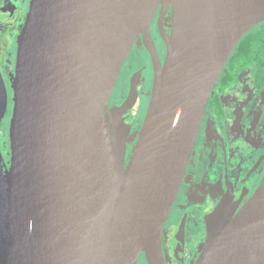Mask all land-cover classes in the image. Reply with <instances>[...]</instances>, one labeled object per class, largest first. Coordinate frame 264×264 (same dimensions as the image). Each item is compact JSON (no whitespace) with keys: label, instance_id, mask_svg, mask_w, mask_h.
Instances as JSON below:
<instances>
[{"label":"water","instance_id":"1","mask_svg":"<svg viewBox=\"0 0 264 264\" xmlns=\"http://www.w3.org/2000/svg\"><path fill=\"white\" fill-rule=\"evenodd\" d=\"M170 5L162 63L149 33ZM264 0H30L13 75L8 166L0 152V264H165L161 233L200 123ZM154 56L150 99L128 154L122 113L106 110L135 38ZM7 91L0 73V119ZM194 264H264V177L237 209L206 215Z\"/></svg>","mask_w":264,"mask_h":264},{"label":"flooded vegetation","instance_id":"2","mask_svg":"<svg viewBox=\"0 0 264 264\" xmlns=\"http://www.w3.org/2000/svg\"><path fill=\"white\" fill-rule=\"evenodd\" d=\"M29 3L30 0H0V73L7 91V106L0 119V152L7 166L10 157L9 123L13 93L9 94L10 87L6 75L8 72L10 73L13 91L17 42ZM159 18H161L165 31L169 33L171 27L170 5L162 12V15L160 6H158L149 25L156 58L162 63L166 47L158 30ZM262 73L264 75V62ZM153 76L154 56L144 44L140 33L123 61L106 103L107 110L121 105L128 95H133L129 108L122 113L125 123L130 125L127 140L129 146L136 138L143 122L150 99ZM237 78L236 83L219 92L222 114L217 115L207 103L185 174L162 227L161 248L165 264H194L206 237V215L224 196L231 197L239 209L264 177V150L261 154H257L254 149V140L257 141L262 136L264 138L263 122L260 121L258 124L259 130L262 131L258 136L251 132L236 137L231 131L234 122L225 117L233 105L235 109H238V105L247 100L248 91L258 92L262 87L264 89V82L260 87H255L247 72H240ZM236 87L239 91L238 97H231L228 105L225 104L223 97L230 95ZM137 99L140 102L137 106L139 111L133 114L134 101ZM206 115L211 117L215 123L204 124ZM216 126L218 133H210L209 128L214 130ZM135 128H137V132L132 136ZM222 129H226L227 132L224 133ZM260 169L262 173L256 176ZM185 193H189L190 196H184ZM135 264H147L142 254Z\"/></svg>","mask_w":264,"mask_h":264},{"label":"trees","instance_id":"3","mask_svg":"<svg viewBox=\"0 0 264 264\" xmlns=\"http://www.w3.org/2000/svg\"><path fill=\"white\" fill-rule=\"evenodd\" d=\"M263 62L264 21H261L248 30L235 45L218 77L215 92L212 89L208 106L213 108L217 115L222 114L223 109L218 97L219 92L236 83L240 72L249 73L255 87H260L264 82Z\"/></svg>","mask_w":264,"mask_h":264},{"label":"rangeland","instance_id":"4","mask_svg":"<svg viewBox=\"0 0 264 264\" xmlns=\"http://www.w3.org/2000/svg\"><path fill=\"white\" fill-rule=\"evenodd\" d=\"M10 78L11 76H10V73L8 72L6 75V79L9 82V87H10L9 94L13 93L12 88H11ZM238 94H239V91H238V88L236 87L232 90L230 95H226L223 97L224 103L228 105L231 97H234V96L238 97ZM247 96L248 98L244 102H242L243 100L241 98L242 103L238 105V109H235V106L233 105L231 108V111L227 113V115H225V117L229 118V121L234 122V124L232 123L231 131H232V134L235 135L236 137H238L241 134H249L251 132L256 133V135L258 136L259 133L260 134L262 133V131H260L258 127V124L260 121L263 122L262 130L264 132V89L262 87L258 92H254L253 90L248 91ZM139 103L140 102L138 99L134 101L133 114L138 113L139 108H137V106L139 105ZM207 123L212 124V123H215V121L211 117L209 116L207 117L206 115L204 124H207ZM217 128H218L217 126L214 128V130L212 128H209V132L218 133ZM222 130H224L223 131L224 133L227 132L226 129H222ZM136 132H137V128L134 129L131 135L132 136L135 135ZM230 137H233V136L230 135ZM254 143H255L254 145L255 152L257 154H261L262 150H264L263 136L262 138L260 137V139L257 141L254 140ZM261 169L257 171L258 173L256 176L262 173ZM186 195L190 196L189 193L184 194V196Z\"/></svg>","mask_w":264,"mask_h":264},{"label":"bare ground","instance_id":"5","mask_svg":"<svg viewBox=\"0 0 264 264\" xmlns=\"http://www.w3.org/2000/svg\"><path fill=\"white\" fill-rule=\"evenodd\" d=\"M133 149H134V143L130 146L128 154H130L133 151Z\"/></svg>","mask_w":264,"mask_h":264}]
</instances>
